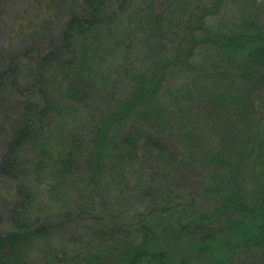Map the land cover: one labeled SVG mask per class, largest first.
<instances>
[{
    "label": "trees",
    "instance_id": "obj_1",
    "mask_svg": "<svg viewBox=\"0 0 264 264\" xmlns=\"http://www.w3.org/2000/svg\"><path fill=\"white\" fill-rule=\"evenodd\" d=\"M172 6L167 0H76L50 49L42 52L39 46L34 52L28 47L0 71V88L7 81L20 106V112L12 117L11 128L5 132V150L0 158V177L17 184L14 196L8 201L10 209L6 225L0 232V264H25L23 260L21 263V258L35 241L47 240L54 226L67 228L74 221L79 223L86 218L82 209L74 211L76 215L68 209L62 213L59 223L50 217L43 220L32 217L33 193L30 182L26 181L29 176L40 177L42 171L48 170L58 184L57 189H65L70 181L75 182L77 177L84 175L85 180L94 183L98 181L96 177H103L127 161H133L136 152L140 159L149 158L152 163L151 171L147 173L150 179L145 193L152 199L146 200L152 201L153 205V196L157 197L159 192L163 193L161 199H157L154 208L148 204L146 212L144 210L136 217L137 223L131 225L129 231L112 235L110 230L97 226L95 230H99L101 241L97 249H100L77 254L78 263L75 264H171L167 252L187 236L208 242L215 237L217 223L227 221L231 226L241 225L248 217L252 220L261 218L264 222V211L260 210L259 203H247L244 182L245 172L258 154L264 134L259 122L261 117L264 120V22H260L257 9H248L245 13L250 16L242 17L240 25L222 28L219 42L229 48L230 53L217 48L207 35L194 37L193 44L189 43L186 51L181 50L183 54L177 61L168 59L164 63L165 51L149 47L146 58L156 72L151 75L128 74L134 82L129 88L127 86L125 96L118 94L110 77L102 74L95 77L93 74L96 66L103 62L102 57L109 46L116 42L122 44L116 41L115 35L124 28L125 17L139 16L141 19V24H137L135 32L132 31V38L142 34L138 31L143 30L140 26L143 25L148 26L152 39H169L172 45L176 44L183 32L186 15L177 6L169 11ZM192 18L196 19L195 15ZM199 30L198 26L195 27V35L200 34ZM207 47L230 61L232 70L228 75L232 77L226 74L219 79L212 76L206 82L201 81L202 77H198L201 73H204L203 78H208L205 64L210 58L203 56L206 58L204 67L197 72L191 62L196 58H193L194 52ZM175 48H180V44ZM125 49V54L131 51ZM210 49L209 55L212 54ZM240 50L245 52V60L237 64L235 53ZM40 52L35 61L34 54ZM30 62L34 66L31 65L27 74L24 69ZM163 65L174 72L182 71L188 77L181 90L165 94L162 105L166 109L158 101L153 102L161 88L158 82L164 80L163 74L161 77L157 73ZM50 69L56 73L55 81L62 86L60 89L64 95L60 90L59 98L51 97L49 92L47 72ZM194 97L203 100L200 109H197ZM178 101L186 107L177 113L169 106ZM76 114L81 117L82 138L75 131L63 129L68 122L67 115L75 121ZM165 114L168 119L179 118L176 121L180 122V130L187 128L188 133L182 137L181 145L183 152L188 153V160L178 158L172 151L181 148L175 146L174 149V145L170 148L160 140L165 128L168 137L171 133L167 125L162 127L166 122ZM198 119L214 122L215 146H212L213 142L200 145L202 137L195 140V133L200 130L193 126ZM129 122L133 123L134 129L124 131ZM51 136L60 146L64 145V149L55 147L53 156L45 153L48 142H52ZM87 137L93 148L89 147ZM32 146L42 155L32 162L22 163L23 153ZM81 147L83 150L80 151ZM198 148L202 151L200 156ZM261 156H264L263 147ZM182 164L201 168L200 199L190 198L185 202L174 194L173 171ZM261 201L264 208V182ZM149 223L161 228V233L168 234L166 247L158 242ZM263 229L264 226H260L258 233L261 234ZM138 234L141 239L135 245ZM49 255V258L44 256L48 259L46 264H63L58 256H53V251Z\"/></svg>",
    "mask_w": 264,
    "mask_h": 264
},
{
    "label": "rangeland",
    "instance_id": "obj_2",
    "mask_svg": "<svg viewBox=\"0 0 264 264\" xmlns=\"http://www.w3.org/2000/svg\"><path fill=\"white\" fill-rule=\"evenodd\" d=\"M167 1L171 6L173 5L169 11L177 6L182 8L183 14L185 13L186 15L183 21V32L180 39L176 41V44L173 43L172 45V41L169 39L164 41L160 40V38L152 39L148 26L143 25H140L143 27V30L138 31L142 34H139L138 37H136V34L132 38V31L135 32L137 24H141V19H139V16H134L133 19H126L125 17L124 28H120L115 35L117 37L116 41L122 42V44L114 41L117 44L109 46L106 55L102 57L103 62L94 69L93 74L95 77H100L102 74L111 78V81L119 92L118 94L123 96L125 90L134 82L128 78V74L146 73L147 75H151V73L156 72L153 66L150 68V64H148L149 60L146 58L149 47L152 49L157 47L158 49H162L161 51H165L163 54L164 63L168 59L177 61L179 56L183 54L180 53L181 50L186 51L188 46L193 44L194 37L201 35L206 37L207 35L210 39L214 40V44L218 46L217 48H224L223 52L226 53L228 51L230 53L231 50L223 47L224 45H221L222 43L219 42L222 36V28H226V25L227 27L240 25L242 17L250 16L245 12L253 8L257 9V16L260 18V22H264V0ZM75 4L76 0H0V71L6 69L16 57H20L21 52L23 53L28 47L34 52L39 46L43 49L42 52L50 49L61 32L70 8ZM193 15H195L196 19L192 18ZM197 26L200 29V34L195 35L194 29ZM123 30H126L125 34H123ZM149 41L152 42L149 43ZM160 43L165 49L160 46ZM179 44L180 48L176 49L175 47ZM125 47L131 50L128 54H125ZM217 48L216 50L218 51ZM209 49L207 47L205 50L194 52L193 58H196L191 62L193 69L197 72L204 67V60L206 58L204 59L203 56L210 58L205 64V74L208 78H203L204 73L198 75V77H202L201 81L203 82H206L212 76L218 77V79L222 76L226 77V74L228 75L232 70L229 68L230 61L225 56L223 57L221 53L212 52L211 49L210 52L212 54L209 55ZM42 52L34 54L33 58L35 61ZM244 53L242 50L235 53V62L237 64L245 60ZM142 56L145 57L142 58L145 63L141 60ZM194 60H197V62L194 63ZM31 65L34 66L32 62L26 65L27 67L24 69L25 73H29ZM149 68L154 71L152 72ZM161 68L157 69V73L158 76L163 74L164 80L161 83L158 82L161 88L157 91V97H155L153 102L158 101L162 105L165 94L181 90L188 77L182 71L174 72L173 69L170 70L165 65H163V69ZM181 68L184 69V67ZM117 73H120V76ZM47 75L50 83L49 92L51 97L55 96L59 98L61 94L64 95L63 90L60 89L62 86L57 80L55 81L56 73L50 69ZM228 76L232 77L231 74ZM191 77L189 76V79ZM22 79H24V76H22ZM198 89L200 92L202 91L201 88ZM60 90H62L61 94L58 93ZM194 99L197 102L195 103L197 109H200L203 106V100L197 97H194ZM17 101L18 99L14 96V91L11 89L9 83L5 81L0 88V158L5 150V132L11 128L12 117L20 112V106ZM182 104L184 103L178 101V103L169 106V108L171 107L177 112L186 107L182 106ZM74 116L75 121L72 120L71 116L67 115L68 122L63 126V129L75 131L82 138L83 134L80 133V127L83 125L79 122L81 121V117L78 114ZM163 118L166 122L162 127L167 125L169 127L168 131L171 133L168 137V132L165 128V132L163 136H160V140L170 148V145H174V149L175 146L181 148V150L172 151L178 158L180 157L184 161L188 160V153L183 152L181 145L182 137L188 133L187 128L180 130V122L176 121L179 118L168 119V116ZM55 119L57 120V118ZM259 122L262 123L260 127H262L264 133L263 117H261ZM73 123L77 125L74 126ZM131 127L134 129L133 123L129 122L126 124L124 131ZM193 127H198L200 130V132L195 133V140L198 137H202L199 140L200 145H208L213 142L212 146H215V136L212 130L214 122L211 119L207 122L198 119ZM146 129L152 130L154 128L147 127ZM50 139L52 142H48L45 153L53 156L56 152L54 150L55 147L58 146L60 149H64L62 147L64 145L60 146L59 142L54 141L52 136ZM86 141L88 143V137ZM262 143V146L259 145L258 147V154L251 160L245 172L244 182L247 203H259L260 210L264 211L261 201L264 182V156H261V150L262 147L264 148V134L262 135ZM88 145L90 148H93L92 141ZM198 149V156H200L202 151L200 148ZM81 150H83V147L80 148ZM136 154L133 161H127L125 165L116 167L115 170L105 173L103 177H96L98 181L94 183H89L88 180H85L84 175L77 177L75 182L70 181L65 189H61L60 187L57 189L58 184H55V180L50 176L48 170L42 171L40 177L29 176L26 181H29L32 187V210H34L32 217H38L42 220L50 217L59 223L62 219V213H66L68 209L72 210V213L75 215L74 211L82 209L86 218L79 221V223L74 221L67 228L64 226L56 228L54 226L47 240L38 239L35 241L36 243L32 244L26 255L23 256L24 258H21V263L23 260L25 264H46L48 259L44 256L49 258V252L52 254L53 251V256H58L63 264H75L78 263L76 260L77 254L85 251L87 253L95 252L100 249V247L97 249V246L101 244V241H99V230H95L97 226L107 231L110 230L113 233L112 235H118L131 230V225L137 223L136 217L144 212V210L146 212L148 204L154 208L157 205V199H161L163 195V193L159 192L157 197L153 196V205L152 201L146 200L147 198L152 199L145 194L150 179L147 173L151 171L152 163L149 158L143 160L140 159L138 152ZM41 155L39 149L32 146L23 153L21 157L23 159L22 163H26L27 161L32 162L34 158L36 160ZM200 170L199 166L194 167L189 164H182L177 171H173L175 178V189H173V192L177 197H180L185 202L189 201L190 198L200 199V186L202 184V173ZM16 185V183L9 182L0 177L1 233L6 225L10 209V202L8 201L14 196ZM155 191H158V188H155ZM165 218L167 219V217ZM248 218L241 225L235 226H231L227 221L217 223L215 226L217 229L215 237L208 242L197 241L193 239V236H187L185 239L177 241L167 252L169 259H171V264H264V229L261 234L258 233L260 226H264V222L261 221V218L255 220ZM99 221L101 223H98ZM150 226L153 227L151 231L156 234L158 242H161L166 247L168 234L161 233V228L157 225L154 227L153 223ZM132 227L135 228V226ZM139 235L135 237V245H138L141 239ZM72 260L74 261L72 262Z\"/></svg>",
    "mask_w": 264,
    "mask_h": 264
}]
</instances>
